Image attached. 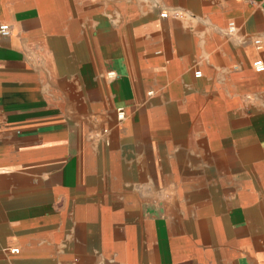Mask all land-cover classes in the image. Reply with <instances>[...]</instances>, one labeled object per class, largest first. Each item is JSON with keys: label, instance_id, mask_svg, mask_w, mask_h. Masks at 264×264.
Listing matches in <instances>:
<instances>
[{"label": "crops", "instance_id": "1", "mask_svg": "<svg viewBox=\"0 0 264 264\" xmlns=\"http://www.w3.org/2000/svg\"><path fill=\"white\" fill-rule=\"evenodd\" d=\"M2 23L0 264H264V0H0Z\"/></svg>", "mask_w": 264, "mask_h": 264}, {"label": "built area", "instance_id": "2", "mask_svg": "<svg viewBox=\"0 0 264 264\" xmlns=\"http://www.w3.org/2000/svg\"><path fill=\"white\" fill-rule=\"evenodd\" d=\"M165 15H166V13H164V12L161 13V16H165ZM234 28H235L234 23L230 22L229 25H228V28H227L228 33H231L234 30ZM9 33H10L9 25L7 23L0 24V34L3 35V36H8ZM253 42H254V45H255L256 48L259 49L261 47L260 39L255 38L253 40ZM252 65H253V67H254V69L256 71H258V72L264 71V63H263V61L261 59L254 60ZM194 74H195L196 77H199L200 71H196ZM117 117L119 119H121L123 117V110L121 108H119L118 111H117ZM15 251H17V249H12L11 250V252H15Z\"/></svg>", "mask_w": 264, "mask_h": 264}]
</instances>
